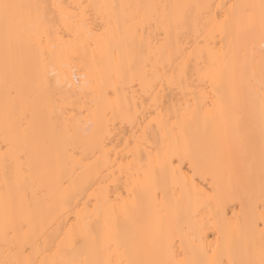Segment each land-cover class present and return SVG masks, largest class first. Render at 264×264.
I'll return each instance as SVG.
<instances>
[{
	"label": "bare ground",
	"instance_id": "6f19581e",
	"mask_svg": "<svg viewBox=\"0 0 264 264\" xmlns=\"http://www.w3.org/2000/svg\"><path fill=\"white\" fill-rule=\"evenodd\" d=\"M262 250L264 0H0V264Z\"/></svg>",
	"mask_w": 264,
	"mask_h": 264
},
{
	"label": "snow or ice",
	"instance_id": "6c2138e0",
	"mask_svg": "<svg viewBox=\"0 0 264 264\" xmlns=\"http://www.w3.org/2000/svg\"><path fill=\"white\" fill-rule=\"evenodd\" d=\"M3 7L5 9H8L10 7H14L12 5H3ZM111 7H116L115 5H112ZM13 264H33V262L31 260H24V261H15L13 262ZM246 264H256V262H253V261H249V262H246ZM258 264H264V250H262L261 252V259L259 260Z\"/></svg>",
	"mask_w": 264,
	"mask_h": 264
}]
</instances>
